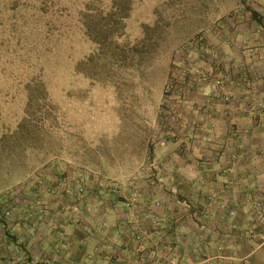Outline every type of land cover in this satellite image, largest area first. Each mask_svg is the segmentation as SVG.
Instances as JSON below:
<instances>
[{
    "label": "rangeland",
    "instance_id": "374dc122",
    "mask_svg": "<svg viewBox=\"0 0 264 264\" xmlns=\"http://www.w3.org/2000/svg\"><path fill=\"white\" fill-rule=\"evenodd\" d=\"M251 11L250 0H0V198L52 166L98 172L119 191L138 180L189 79L232 103L227 54H264Z\"/></svg>",
    "mask_w": 264,
    "mask_h": 264
},
{
    "label": "crops",
    "instance_id": "0c3cea01",
    "mask_svg": "<svg viewBox=\"0 0 264 264\" xmlns=\"http://www.w3.org/2000/svg\"><path fill=\"white\" fill-rule=\"evenodd\" d=\"M250 1L264 25V0ZM220 69L232 103H216L191 79L177 89L172 119L161 117L158 143H148L150 178H130L113 195L83 167L93 176L81 202L64 183L76 171L52 167L47 191L30 185L9 218L0 204V264H264V54H227Z\"/></svg>",
    "mask_w": 264,
    "mask_h": 264
},
{
    "label": "built area",
    "instance_id": "2783aa9c",
    "mask_svg": "<svg viewBox=\"0 0 264 264\" xmlns=\"http://www.w3.org/2000/svg\"><path fill=\"white\" fill-rule=\"evenodd\" d=\"M219 85H221L220 81H216L215 85L212 87L213 90H215L216 87H218ZM218 97H220L223 101H229V97L225 94L223 95H217ZM151 167H147L144 169V174L147 176V178H149L151 175L150 173H148L151 168L153 169L154 166L153 164H150ZM53 167V166H52ZM45 176V175H44ZM43 176V178H44ZM43 178H38L36 181V186H38V189L40 191H47L50 183L48 182L47 179H45V181H43ZM159 182H162V180L160 178H158ZM64 183L69 185L72 188V191L74 192V194L78 197V199L82 202L84 196L87 194L88 192V187H89V183H90V179L89 176L87 175V173L85 172H79L77 175L72 176L71 174H66L64 176ZM22 185H20V187L16 188L14 191L15 197L12 195V199H10L7 196H3L2 198H0V204L4 205V210H3V216H5L6 218H9L12 213H13V203L12 202H18V197L21 195L20 191L22 190ZM111 191L116 192L118 189L117 188H113L112 186L109 187ZM52 191L55 192V186L51 187ZM124 190V188H123ZM40 191H38V193L36 194L37 196L40 195ZM36 196V197H37ZM137 200V195L132 194L131 196L128 197L127 199V204L126 207L128 209H133L136 201ZM46 210V207H40L39 208V213H43ZM66 211L70 212V208H65ZM27 215L32 216L33 213L31 212H27ZM137 239H140V236L137 235L136 236Z\"/></svg>",
    "mask_w": 264,
    "mask_h": 264
},
{
    "label": "trees",
    "instance_id": "16d2710c",
    "mask_svg": "<svg viewBox=\"0 0 264 264\" xmlns=\"http://www.w3.org/2000/svg\"><path fill=\"white\" fill-rule=\"evenodd\" d=\"M252 16L254 17V19H255L257 22L262 23V18L259 17V16H257L256 13H252Z\"/></svg>",
    "mask_w": 264,
    "mask_h": 264
}]
</instances>
